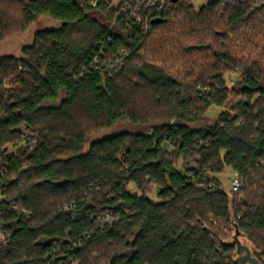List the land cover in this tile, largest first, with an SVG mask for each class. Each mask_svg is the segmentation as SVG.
<instances>
[{"label": "trees", "instance_id": "1", "mask_svg": "<svg viewBox=\"0 0 264 264\" xmlns=\"http://www.w3.org/2000/svg\"><path fill=\"white\" fill-rule=\"evenodd\" d=\"M168 3L143 36L112 0H0V43L61 24L0 58V264H240L237 228L264 258V0Z\"/></svg>", "mask_w": 264, "mask_h": 264}, {"label": "rangeland", "instance_id": "2", "mask_svg": "<svg viewBox=\"0 0 264 264\" xmlns=\"http://www.w3.org/2000/svg\"><path fill=\"white\" fill-rule=\"evenodd\" d=\"M126 0H112V8L116 9L118 8L123 2ZM211 0H193V5L195 6L196 10H199L203 5H206ZM101 18L99 15L97 16ZM61 26L60 23L52 20L49 17H41L39 18L35 23L30 25L25 31L21 32L20 30L16 29L11 37L6 39L5 41L0 43V58L4 56H15L20 57L22 55V51L25 47L32 46L35 40V36L40 31L45 30H51V29H57ZM259 41V40H258ZM257 46V45H256ZM261 46V44H260ZM251 47L247 45L240 44V47L238 48V51L236 50V56L242 55V54H250L252 51H249ZM259 49H256V52H258ZM254 53V49H253ZM256 54V53H254ZM239 76L238 75H227V80L229 81H235ZM220 113V110L217 108H212L208 112L207 121H205L204 124H201L200 126H206V125H212L216 121L218 115ZM198 126V125H196ZM144 131V128L140 126H135L129 121H122L118 124H116L111 129H107L105 131L99 132L91 136L89 139V143L86 146L85 151H88L89 146L97 142L101 139L112 137L121 133H138ZM235 174L232 172V170L227 169L226 172L220 176V180L222 181V188L225 192L232 195L231 189H232V181ZM129 191L131 194H138V191L135 189L134 186L129 187ZM153 200L156 202L157 199L153 197ZM235 234L233 233L230 237L229 242H233ZM239 240L241 242L242 246H247L251 250L254 249L253 245L247 240L244 236H239ZM236 254H237V248H236ZM247 256V253L243 251L240 255L237 254L236 261L238 260L240 264H242V260H245ZM249 264V263H247Z\"/></svg>", "mask_w": 264, "mask_h": 264}, {"label": "built area", "instance_id": "3", "mask_svg": "<svg viewBox=\"0 0 264 264\" xmlns=\"http://www.w3.org/2000/svg\"><path fill=\"white\" fill-rule=\"evenodd\" d=\"M90 1L93 7H97L102 0ZM169 8L170 5L168 0H126L120 5V13L122 16L131 18L135 24L139 25L142 29L143 36H148L151 32L152 23L158 20L162 16L163 12ZM122 53L123 55L128 56V54L124 53V51ZM150 135H152V133H150ZM240 187L241 179L237 174H235L231 190L235 191Z\"/></svg>", "mask_w": 264, "mask_h": 264}, {"label": "water", "instance_id": "4", "mask_svg": "<svg viewBox=\"0 0 264 264\" xmlns=\"http://www.w3.org/2000/svg\"><path fill=\"white\" fill-rule=\"evenodd\" d=\"M240 232L239 229H236L233 242H230L228 245L231 247L237 248V254L240 255L243 251L247 253L245 260H242V264H264V258L261 252L256 249L251 250L247 246H242L239 240ZM237 262H239L237 260Z\"/></svg>", "mask_w": 264, "mask_h": 264}]
</instances>
